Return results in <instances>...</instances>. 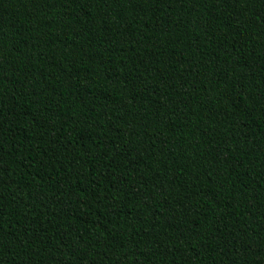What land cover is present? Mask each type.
I'll use <instances>...</instances> for the list:
<instances>
[{
	"label": "trees",
	"instance_id": "1",
	"mask_svg": "<svg viewBox=\"0 0 264 264\" xmlns=\"http://www.w3.org/2000/svg\"><path fill=\"white\" fill-rule=\"evenodd\" d=\"M0 264H264V0H0Z\"/></svg>",
	"mask_w": 264,
	"mask_h": 264
}]
</instances>
